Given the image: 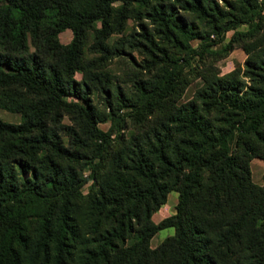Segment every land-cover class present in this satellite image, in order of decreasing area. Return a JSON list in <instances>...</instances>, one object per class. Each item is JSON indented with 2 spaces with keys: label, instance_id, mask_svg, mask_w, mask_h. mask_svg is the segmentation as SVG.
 I'll return each instance as SVG.
<instances>
[{
  "label": "trees",
  "instance_id": "1",
  "mask_svg": "<svg viewBox=\"0 0 264 264\" xmlns=\"http://www.w3.org/2000/svg\"><path fill=\"white\" fill-rule=\"evenodd\" d=\"M115 1L0 0V106L22 115L17 123L0 117V264H264V185L252 181L249 166L253 156L264 160V46L246 59L248 81L238 71L209 74L193 98L170 102L163 117L152 114L169 103L193 54L215 52L185 11L208 20L221 38L240 22L256 30L257 5L242 0L247 7L223 15L213 0ZM130 13L148 16L185 59L144 27L141 46L153 59L154 50L165 57L154 93L139 103L107 71L95 72L96 58L84 57L95 21L99 60L127 51L131 38L109 37ZM65 28L72 37L62 43ZM196 36L204 38L199 49L188 43ZM109 87L110 106L131 105V116L151 122L142 135L111 136L98 126L106 116L91 93ZM70 94L83 102L67 100ZM65 113L73 125L62 122ZM172 189L175 211L155 222L152 213ZM169 226L174 233L151 247Z\"/></svg>",
  "mask_w": 264,
  "mask_h": 264
},
{
  "label": "rangeland",
  "instance_id": "2",
  "mask_svg": "<svg viewBox=\"0 0 264 264\" xmlns=\"http://www.w3.org/2000/svg\"><path fill=\"white\" fill-rule=\"evenodd\" d=\"M213 1L217 2L218 7L222 9L220 14L223 15H226L228 11L235 10L239 13L240 7H247V3L242 2V0ZM251 1L253 5H257L256 8L259 11V13L255 14V21L259 22L258 28L251 31V29L249 30V24L247 22H240L237 26L226 29L221 38L220 35L211 30L208 20L199 19L194 13L185 11L187 14L185 16L189 20H195V29L201 30L203 31L202 33L206 34L205 39L209 40V43H211L210 46L215 52L210 54L205 52L201 55L195 53L190 57L189 61L184 65V74H182L179 84H177L176 92H173L169 103L155 107L152 113L154 116L163 117L165 112L169 108H172L171 103L176 105L193 98L196 90L204 84L209 74L225 75L233 71H238L237 74L239 77L241 75L245 81L249 80V77L245 75L244 72L246 69V59L251 53L256 51V49L264 46V2L263 0ZM120 3L121 1L118 0L115 1L114 4L119 5ZM98 26H100V21H95L91 28L86 31L84 57L86 59L96 58L94 63L95 72L107 71L113 80L111 83L114 85L118 84L117 86L123 91L122 95L126 99L129 97L132 101L139 103L144 95L154 93L153 83L156 82L160 76L159 63L162 62V56L165 57L163 51L154 50L156 56L154 57L155 59H153L151 55H148L144 46H141L140 42L144 40L140 32L143 31L144 27L153 34L155 41L159 45L169 50L175 57H180L179 59L177 58L179 62L185 61V59L182 58L183 52L175 48V45L170 42V40H167L155 31V25L148 16L141 15L138 18L130 13L125 20L122 30L120 32H112L109 41L112 42L131 38L133 44L123 42L124 46L127 47V51H131V54L125 51L121 53V55H113L111 57L108 55L100 59L103 60L102 63H100L99 57H101V53L92 46L94 41L93 29ZM235 31L245 32V34L239 35L236 34ZM71 37L72 30L70 28H65L59 33V40L62 43L69 42ZM203 40L204 38L202 36H196L189 38L188 43L192 48L199 49ZM230 40L232 41V46L225 51V44ZM158 57H160V60ZM74 75L77 79H81L83 77V72L76 70ZM167 83L166 80L165 84ZM108 89L109 93L96 89L91 93V100L96 105L97 109L100 110V113L106 116L105 119H101L98 122V126L103 130H110L111 136L124 134L126 138H128L130 135H142L146 126L148 127V124H151V122L146 121V123H142L141 121H137L134 116H131L130 114H133V106L131 105H118V103L115 102L113 106H110L107 97L111 100L113 92L111 87ZM66 98L70 101L75 100L83 102L81 98L71 94L67 95ZM0 117L3 120L17 123L21 121L22 115L20 111L0 106ZM118 120H120V122L117 123L116 121ZM62 122L65 125H73L71 116L67 113L63 115ZM62 139L65 144H69L70 138L67 134L63 133ZM119 146L120 144L116 145V147ZM249 166L252 181L263 186L264 160L260 156H253L249 160ZM80 169L83 175L89 173V167L87 165H84ZM92 182L93 180L89 179L81 186L82 193L86 194L90 190ZM177 200L178 191L175 189L170 190L167 194L166 201L152 213V219L158 222L165 216L172 214L175 211ZM173 233V226L159 229L151 237L150 246H157L164 238Z\"/></svg>",
  "mask_w": 264,
  "mask_h": 264
}]
</instances>
